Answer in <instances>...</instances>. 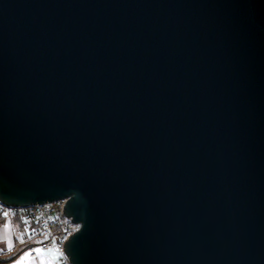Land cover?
Wrapping results in <instances>:
<instances>
[{
  "label": "water",
  "instance_id": "obj_1",
  "mask_svg": "<svg viewBox=\"0 0 264 264\" xmlns=\"http://www.w3.org/2000/svg\"><path fill=\"white\" fill-rule=\"evenodd\" d=\"M62 199L69 264H264V0H0V205Z\"/></svg>",
  "mask_w": 264,
  "mask_h": 264
},
{
  "label": "built area",
  "instance_id": "obj_2",
  "mask_svg": "<svg viewBox=\"0 0 264 264\" xmlns=\"http://www.w3.org/2000/svg\"><path fill=\"white\" fill-rule=\"evenodd\" d=\"M64 204L65 200L62 199L19 208L0 205V210L20 218L19 228L24 233L23 243L33 242L26 249L30 257L38 255L37 249L52 250L61 255L62 264H69L63 255V244L73 232L74 225L64 216Z\"/></svg>",
  "mask_w": 264,
  "mask_h": 264
},
{
  "label": "crops",
  "instance_id": "obj_3",
  "mask_svg": "<svg viewBox=\"0 0 264 264\" xmlns=\"http://www.w3.org/2000/svg\"><path fill=\"white\" fill-rule=\"evenodd\" d=\"M20 223L19 217L0 210V247L4 248L7 252L13 251L23 244L24 233L19 228ZM48 252L50 251H41L33 258L25 250L20 252L12 261L5 264H51L44 257Z\"/></svg>",
  "mask_w": 264,
  "mask_h": 264
},
{
  "label": "trees",
  "instance_id": "obj_4",
  "mask_svg": "<svg viewBox=\"0 0 264 264\" xmlns=\"http://www.w3.org/2000/svg\"><path fill=\"white\" fill-rule=\"evenodd\" d=\"M33 244V242H30ZM30 243H23L22 246H20L19 248L13 250V251H5L4 248H2V251H0V264H5L8 263L10 261H12L14 258L17 257V255L22 252L25 251L27 249V246Z\"/></svg>",
  "mask_w": 264,
  "mask_h": 264
},
{
  "label": "rangeland",
  "instance_id": "obj_5",
  "mask_svg": "<svg viewBox=\"0 0 264 264\" xmlns=\"http://www.w3.org/2000/svg\"><path fill=\"white\" fill-rule=\"evenodd\" d=\"M47 255H45V260L47 262H51V264H62V260H61V255L55 251H50L48 253H46ZM39 260H41L39 258Z\"/></svg>",
  "mask_w": 264,
  "mask_h": 264
},
{
  "label": "snow or ice",
  "instance_id": "obj_6",
  "mask_svg": "<svg viewBox=\"0 0 264 264\" xmlns=\"http://www.w3.org/2000/svg\"><path fill=\"white\" fill-rule=\"evenodd\" d=\"M42 250H40V249H37V252L39 253V252H41ZM30 255V254H29Z\"/></svg>",
  "mask_w": 264,
  "mask_h": 264
}]
</instances>
